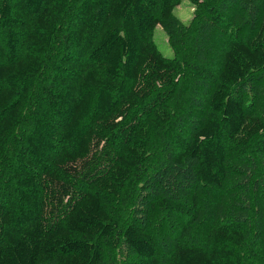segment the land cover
Returning a JSON list of instances; mask_svg holds the SVG:
<instances>
[{
	"label": "trees",
	"instance_id": "trees-1",
	"mask_svg": "<svg viewBox=\"0 0 264 264\" xmlns=\"http://www.w3.org/2000/svg\"><path fill=\"white\" fill-rule=\"evenodd\" d=\"M182 1L0 0V264H264V0Z\"/></svg>",
	"mask_w": 264,
	"mask_h": 264
},
{
	"label": "rangeland",
	"instance_id": "rangeland-1",
	"mask_svg": "<svg viewBox=\"0 0 264 264\" xmlns=\"http://www.w3.org/2000/svg\"><path fill=\"white\" fill-rule=\"evenodd\" d=\"M192 12L193 10L191 5L183 0L180 6L174 9L173 14L175 17L181 20L182 23L188 24L192 18ZM153 35L155 44L158 47L157 49H159L165 58H172V52L166 43V34L162 32L160 27H157Z\"/></svg>",
	"mask_w": 264,
	"mask_h": 264
}]
</instances>
